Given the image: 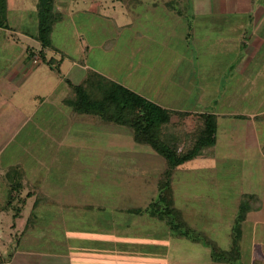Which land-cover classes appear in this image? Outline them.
<instances>
[{
    "label": "rangeland",
    "instance_id": "obj_1",
    "mask_svg": "<svg viewBox=\"0 0 264 264\" xmlns=\"http://www.w3.org/2000/svg\"><path fill=\"white\" fill-rule=\"evenodd\" d=\"M143 1L145 5L144 9H142V6L131 9L133 13L136 12L139 16L131 20L133 21V26L131 31H128L126 28L122 27L129 21L132 15L126 11V6L123 4L122 0H93L92 2H95L93 10L90 9L91 0H55L54 12L60 14L61 21L57 22L52 28L50 41L58 52H48L50 54L49 57H53L56 61L62 59L63 63L59 68V70H61V75L65 74L66 79L70 77L71 82L77 84L78 75L74 76L69 72L72 62L92 61L94 58L100 59L101 57L107 59L105 52L103 53L104 46L114 49V52H111L110 55L114 54L113 57L115 58L113 62V72L115 76L120 78V75H123V73L125 75L126 71L124 69L132 63V69L136 70V72L130 74L128 70L130 75L128 73L125 75V77H128L127 80L133 78L138 79L139 75L142 76L144 74L143 71L147 69L146 67L151 66L150 64L153 62V58L150 59L152 54H162L164 57H160L159 60L162 58L165 67L162 66L159 67V69L166 70L164 72L165 75L155 69L156 71L153 72L148 79L145 78L146 87L148 89H150V87L160 88L159 83L162 81L166 82V87L163 88L166 99L163 102L168 105L176 103L177 96L180 98L177 102L186 106L187 100L185 99V92L182 89L187 86V83L182 76H179L182 70L179 71L181 68L179 69V67H177V63L181 60L180 55L183 54L182 51L184 50L183 41L178 36L184 33L186 27H182L183 23L178 20V28H176V30L172 29V26L170 25L169 27L168 22L165 20L169 12L164 9V6L162 7V3L158 4L155 13H151L146 7L153 0ZM37 2L38 0H8L7 22L9 27L16 31L19 41L6 43V33L0 30V87L3 86L2 83L7 87L9 84H7L6 81L11 83L16 79L17 75L22 72L21 68H19L16 75H12L11 79L6 80L8 79L7 76L11 75L13 71L17 69L19 60L25 52V48L29 45L37 48L34 41H31L23 35V33H37ZM201 6L203 7V5ZM262 6L264 7V1L262 2ZM185 8L187 7L181 0H179V3L173 5L174 12L178 13V11H181L182 14H185L184 18H182L183 20L188 19L190 12V9L185 10ZM171 15L176 18L174 14ZM162 26L164 28H162ZM142 30H144V32ZM135 32H139L142 37H135L133 35ZM175 33L176 36L174 37L178 39L171 37ZM155 39L164 45L167 44L168 47H166V49H164V46L163 49L158 47ZM86 50H88V52H86ZM135 50L138 51L136 56L130 58V55H132V53L134 54ZM174 51L176 55L170 56L169 53H174ZM139 55L144 59L142 63L140 62V65L138 61L140 59H137ZM260 55L263 54L260 53ZM206 60L207 57L204 58V61ZM215 60L216 57H212L207 62H214ZM259 62L260 59L254 60L251 67H247L244 70L242 78L237 76L236 80L238 81L235 83L232 82L228 74L225 75L227 76L225 78L218 73L224 71L221 67H213V65L210 64L204 66V64L203 71L202 69L199 71V73L202 72L200 74L196 72V68L192 69L193 72H196V76L193 77L196 81L190 80V85H192V87H195L193 83L196 84V82H200L202 78L205 80L199 84L202 87V91H198L196 88L197 90L194 91L192 96L199 97L204 93L206 98L214 99L213 96H217V92L220 98L223 95H227L226 91H224V84L217 86L215 83L206 82L207 79L211 80L219 77L220 80H223V78H225L229 81L228 98L234 103L236 109L247 111L250 107H254L256 103L258 104L260 98L264 96V78L261 76L262 72H264V68L258 67L261 66ZM257 63L259 64L257 65ZM32 67V63L30 62L26 65L27 70L18 76L21 78V82H23L19 87V91L14 94L9 91H0V245L1 243L4 245L2 247L6 248L8 241L13 240L15 235L23 228H18L19 222L14 220V215L16 213L14 210L18 208L20 201L18 200L17 203L13 202L9 209L5 207L9 199L8 189L1 175L7 171L10 166L26 162L27 170H25L28 172L31 182L35 187L40 188L39 192L46 194L50 198L49 200L45 198L48 203L40 206V209L44 210V212L39 213L38 216L35 215V217L40 220L38 224L42 227L46 224L49 225L54 232L53 235L65 236L71 245L79 249V251L83 248V257L88 255L93 249L96 251L100 250L101 253V249L105 250L108 248L112 249L113 252L117 251L116 256L123 257L128 255L131 260L135 259L136 262L141 264H175L174 260L180 259L181 261L178 264H203V262L208 264L206 259L203 260L202 253L208 252L210 255L211 247H213L216 252H227L231 245L230 239L233 235L232 231L235 226L237 214L234 203L239 197L238 192L245 190L244 179L247 180L250 178V176H246L244 172H242V168H244L243 161L241 160L244 154V149L242 148L244 132L239 131L237 124H234L235 126L232 127L234 131L227 129L224 132L222 129H225V125L223 122L219 124L218 131L221 129L222 132H218L216 145L212 149L215 159L212 165L208 164L209 166L207 165L205 169L198 171L188 173L179 172V188L183 189L188 187L198 192L201 191L199 194L204 198L202 201L206 204H210L209 206L194 205L196 211L199 210L200 207L205 208V210H202V214L208 212L210 216L209 221L205 219H199L200 222L191 220L190 222L194 224L195 227L198 226V228L191 229L188 222H186L185 217L187 215L185 212L181 214L174 213L169 216L172 217L171 219L162 215L163 219L161 220H163V222L168 224V219H170L169 221L174 225H178V227L175 228L172 227V225H167L169 228L165 226L159 228V230L157 228L158 224L155 223L154 228L145 229L151 232H143L144 235H142L141 231L139 232L138 219L142 221L145 217L147 220L143 212L140 215L133 214L130 215V217H122V220L120 219L121 221L135 226V229L134 231L133 229H124L121 231L122 229L116 230L114 227L115 233L112 232L115 238L113 239L111 228L107 227L109 219H112V216L110 218L109 216L113 214V216L117 218L123 214L110 212V210L107 209L99 210L101 206L97 208V205L105 203L106 201L111 202V199L114 197L116 199L119 198L121 191L117 189L107 190V192L105 190H99L98 194L102 195L101 192H106V194L103 196L98 195V197L94 195L95 192L91 189V182L88 180H80L74 177L62 179V176L59 175V165L49 164L48 159L42 164H39L41 161L37 158L41 157L40 154L42 152V154L48 155L46 152L48 151L49 155L58 156V143L62 142L64 139L60 137V132L62 131L63 125L64 127L67 125V122L65 123L64 121L61 124V119L63 117L57 109L60 111H64V109L65 111L66 109L68 110V107L62 103V99L70 92V87L67 86L68 84L66 85L64 80H61L54 71H50L45 64L39 63L38 66L35 65V68ZM119 67L122 70V74L116 73ZM189 70L190 68H187V71ZM184 71L181 75L184 74ZM168 75H170V77H168ZM145 76H147V74ZM246 82L248 83L246 84ZM36 96L38 97L36 98ZM2 98L7 100H3ZM14 106L19 109L15 110ZM46 113L48 115L47 119L44 122L42 121V123L41 119H43ZM27 117H33L36 124L33 125L31 122L29 123L28 120H26ZM177 124L178 123L175 124L177 129L179 131L183 130L184 134L188 135V133L196 129L198 121L181 122ZM19 126L24 127V129L21 133L16 134V130ZM35 127L40 128V130H36ZM68 129H70L69 133L71 136L68 137L65 142H68L69 139L74 136L77 137L76 147L80 151H87L90 144L98 148V145H101L102 142L98 137L104 138L110 135L116 138L115 141L117 138H127V135L130 138L132 137L130 130L127 128L113 125L106 127L98 125L91 126L89 123L75 122L73 126H70ZM258 133L260 135V141L264 146V126H260ZM117 142L118 141H116V143ZM135 147L138 148L137 146ZM143 149L142 152H139V149H134V147H132L131 151L137 152V157L132 158L130 164L122 165V167L131 165L132 175H134L135 172L139 173L144 170V163H136L138 160L137 158H141L140 154L145 150L149 155L153 153L164 162L160 156L156 155L149 148L146 149L145 147ZM55 151L56 153L53 154ZM258 164L261 167L260 173L258 174L259 176L257 178L256 175H252L250 178L252 182L248 185L253 190L257 188V184L255 185L257 179L259 184L263 182L264 185V161L260 159ZM254 165L255 164H252V166ZM164 166L162 178L167 168L165 164ZM137 168L140 171H136L135 169ZM70 170L74 173L79 170V167L77 166ZM122 171L126 172V170L123 169ZM153 171H157L156 174L159 172L158 170ZM82 172L86 175L88 174L87 171ZM135 184L140 183L136 181ZM143 184L144 182L141 183L140 186L142 194L149 191L148 186L144 187L142 186ZM140 187L137 189L138 193L140 192ZM25 190L22 191L21 196L26 192ZM258 190L260 194L258 193L259 195L252 196V202L260 199L262 205L260 209L250 214V217L247 219L248 222L240 223V227L242 230L244 228L247 230L246 234L248 237L244 238L246 239V245L248 247L250 245L248 242L252 240L249 234L250 220H252L253 223L257 222V226H253L254 230L257 232L255 239H253L256 241L258 238V247H256V250H254L255 248L253 247L252 254L257 259L254 260V262L259 261L261 264H264V244L261 243L262 240L264 241V190L261 188ZM88 193L89 195H87ZM88 199L92 200L96 206H91L90 209L80 210L79 208L84 205ZM32 201L33 200L29 201L27 205H31ZM78 205H80L79 208ZM58 206L64 207L59 209ZM163 206V204L160 205V207ZM6 209L8 211H6ZM22 210L24 211L18 220L24 223L30 219L28 227H25L22 231L27 229L29 234L27 236L34 238L37 236L38 232H41V230L36 231L37 233L35 232L37 222L33 219L34 213H31L26 206ZM202 211L200 209V212ZM147 213L150 214V211L147 210L146 215H148ZM95 220L97 222H95ZM91 222H95V225H92ZM62 225L64 227H61ZM32 227H34V229ZM42 227H40L42 233L43 231H50V228L45 230ZM59 228L66 231H60ZM71 228H74L76 231L73 235V229ZM160 231L165 232L164 235L158 236L160 233L157 232ZM63 232H65L66 235H64ZM42 233L39 235H42ZM174 236L181 237L182 239L173 238ZM110 241H113L114 244L110 243ZM206 242H210V244L208 245ZM239 246H244L242 240L239 241ZM203 247H206L207 250L203 249ZM75 253L79 255L81 252L79 254L77 252ZM239 262L241 264H246L247 261ZM81 264L90 263L82 262Z\"/></svg>",
    "mask_w": 264,
    "mask_h": 264
},
{
    "label": "crops",
    "instance_id": "obj_2",
    "mask_svg": "<svg viewBox=\"0 0 264 264\" xmlns=\"http://www.w3.org/2000/svg\"><path fill=\"white\" fill-rule=\"evenodd\" d=\"M92 1L93 0H91V4H90L91 10L94 9L93 6L95 4V2H92ZM122 1H123V4L126 6V11L132 15V16L130 15L131 18L122 28H126L128 31L129 30L131 31L132 26H133V23H132L133 21L131 20L132 19L134 20L138 18L139 16L138 13L136 12L133 13L131 9H135L138 6H142V9H144L145 7L144 1L139 0L136 4L133 3L135 4V7L132 6V0H122ZM170 1L171 0H165V1L164 0H153L151 3H149L146 9H149L151 13H155V9L158 7V4L162 3V7L164 6V9H166L169 12V14L166 15L168 19L165 17L166 18L165 20L168 22L169 27L171 25L172 29L176 30V28H178L179 22L183 23L182 27L183 26L186 27L184 33L178 36L183 41L182 44L184 47L183 48L184 52L182 51L183 54L180 55L181 60L179 63H177L178 64L177 67H179V69L181 68L179 71L182 70L179 76H182V78L185 79L187 83V86L185 88L183 89L181 88L185 92V99L187 100L186 106H183L182 103L177 102L180 99L177 96H176V103H172L171 105H168L163 102L166 99L164 96L163 88L166 87L167 83L163 82L162 80H160L162 82L159 83L160 88L150 87V89H148L146 87L145 78L148 79V77H150L152 73L155 72L156 70H159L161 73H163V75H165L164 72L166 70L159 69V67L164 66V63L162 62V58L159 60L160 57H164V55L162 54L161 55L152 54L150 58V59L153 58V62L150 64L151 66L146 67L147 69L143 71L144 74L142 76L139 75L138 79L133 78L130 80H127L128 77H125V75L127 73L129 74V71H130V74H133L134 72H136V70L132 69L133 68L132 63H130L128 67L124 69L126 71L125 75L123 73V75H120V78L118 76H115V73L113 72V68H114L113 62L115 61L114 60L115 58L113 57L114 54L110 55L111 52H114V49L106 48L105 46L103 47L104 48L103 53L105 52L107 59L104 57H101L100 59L94 58L92 61H89L87 59L89 62L88 61L72 62V64L70 65L71 69H69V72L70 74H73L74 76L78 75L77 84L71 82L70 77L66 79L65 74L61 75V70H59L60 72L57 73L45 63L43 64H45L50 69V71H54L61 78V80H64L66 85L68 84V82L73 85H78L83 81V79L86 77V75L89 72L98 73L104 76L105 78L110 79L124 86L125 88L138 94L142 98L161 107L162 109L183 114L184 116L182 120L180 121L182 123L191 122V121L194 122L198 120L199 115H203V114L214 115L216 117V135H215L214 146L216 145V142L218 139V132H222V131L224 132L227 129H230V131H234L232 127L235 126L234 124H237L239 131L244 132L243 133V145H242V148L244 149L243 150L244 154L241 160L243 161L245 170L244 168H242V172H244V175L250 176V178L252 175L254 176L256 175V177L258 178L259 176L258 174L260 173V168H261L258 164V161L260 159L264 161V155H263L264 146H263V143L260 141V135L258 133L260 126H264V96L260 98V101L258 102V104L256 103L254 107H250L247 111L246 110L240 111L236 109L234 107V103L231 102L230 99L228 98L229 81L225 79L227 77L225 75L228 74L230 76V79H232V82L235 83L238 81L236 80L237 76L242 78V75H243L242 73L244 72V70L247 67L248 68L251 67V64L253 63L254 60H259V59H260L259 63H261V66H258V67L264 68V7L262 6V2L264 0H181L187 7L185 8V10L190 9L187 20L182 19L184 18L185 14H182L181 11H178V13L174 12L173 5L172 7L168 6V3ZM177 1L178 2H175V4L179 3V0ZM201 5H203V7ZM171 14H174L176 18H174L173 15ZM173 19H176V20H173ZM178 20L179 22H177ZM162 28L164 27L162 26ZM11 29L12 28L8 30L0 29L1 31L6 33L5 34L6 43L7 42L12 43L11 41H19V38L16 35V31L13 29L11 30ZM142 31L144 32V30ZM23 35L29 38L31 41H34L35 44L37 45V48L31 45L25 48V52L24 54H22L19 60V65L17 69L13 71L11 75L7 76L8 79L6 80L11 79L12 75H16L19 68H21L22 72L19 73L16 79L12 81L11 83L6 81V83L9 84L7 87H5L4 83H2L3 86L0 87V91L2 92L9 91L10 93L14 94L17 91H19V87L22 85L23 82H21V78H19L18 76L27 70L26 65L31 62L33 66L32 68H35V65L38 66L39 63H42L37 55L33 56L32 59H28L27 57V53L29 50L34 51L36 53L40 49L38 42L34 38L35 34L23 33ZM133 35L137 38L142 37L139 34V32H135V34ZM174 36H176V33L173 34L171 37L173 38ZM174 38L178 39L177 37H174ZM155 42H157V46L162 49H163V46H164V49L168 47L167 44L164 45L163 43L158 42V40L156 39H155ZM51 51H53L54 53H57L58 50L57 49L48 50L46 52L47 58H51L49 57L50 54L48 53ZM86 52H88V50H86ZM137 52L138 51L135 50L134 54L132 53V55H130V58L136 56ZM175 53L176 52L174 51V53H169V54L170 56L172 55L174 56L176 55ZM260 53H262L263 55H260ZM206 57H207V60L204 61V58ZM212 57L213 58L216 57V60L214 62L212 61L207 62ZM137 59H140L138 60L139 65H140V62L142 63V60H144L141 55L137 56ZM62 63H63V60L60 62L59 68L61 67ZM259 63H257V65ZM207 64L213 65V67L214 66L221 67L224 70L222 73L218 72L221 76L225 77L223 78V80H220V78L218 77V78H213L211 80L207 79L206 82L215 83L217 86H220V84H224L225 85L224 91H226L227 95H223L220 98L216 90L217 96L214 95L213 96L214 99H210L208 97L206 98L204 93L202 96H199V97L192 96L194 91H196L197 89L198 91H202V87L199 84L205 80L202 78L200 82H196V84L193 83L195 87H192V85H190V80L191 79L195 80L193 77L196 76V72L199 73L201 69L203 71L204 66H206ZM187 68L188 69L190 68V70L187 71ZM195 68L198 71L196 70V72L195 71L193 72L192 69H195ZM183 71H184V74L181 75ZM116 73L122 74V70L120 67H119V70L116 71ZM146 74L147 76H145ZM261 76L264 78V72H262ZM168 77H170V75H168ZM241 82H242V79H241ZM247 83L248 82H246V84ZM219 90H220V87H219ZM238 94H241V93H238ZM67 95H65L62 99L63 104H64L63 101ZM37 97L38 96H36V98ZM2 99L4 100L5 98H2ZM209 104H211L212 106ZM14 108L15 110L19 109L16 106H14ZM57 110L58 112L62 114L61 116L63 117L61 119V124L64 121L65 123L67 122V125L65 127L63 125L62 131L60 132V137L64 139L62 140V142L58 143V150H59L58 156L55 157L52 154L49 155L48 151H46L48 155L42 154L43 153L42 152L40 154L41 157L37 158L38 160L41 161L39 162V164H42L46 159H48L49 164L59 165L58 166V168L60 169L59 175L62 176V179L66 177H74L80 180L81 179L88 180L89 182H91L90 186H91V189L95 192L94 193L95 196H98V195L103 196L106 194L107 190H112V189H117L121 191L119 198L116 199L114 197L113 199H111V202L106 201L105 203L97 205V208L101 206V209L99 210L107 209V210H110V212H118L120 214H123L121 216H118L117 218L114 217L113 214L109 216V218L112 216V219H109L107 227L111 228V234H112L113 239L115 238L113 234V232L115 233V228L116 230L122 229L121 231H123L124 229H133L134 231L135 229V226L131 224H126L125 222L121 221L122 217L123 218L125 216L130 217V215H133V214L140 215L143 212L145 216L147 217V220L145 219V217H144V220L142 221L138 219L139 227L137 226L139 228V232L141 231L142 235H144L143 232L145 233L151 232L145 229L154 228L155 223L158 224V227H157L158 229L165 227V226L169 228L166 222H163V220L157 219L156 217L155 219L151 214H148V213H147L148 215H146V211L149 210V205L157 200V197L160 191L159 190L160 182L162 181V179H164V177L162 178V171L165 168L164 166L165 161L163 162L160 158H157L153 153L149 155V153L145 150L143 153L140 154L141 158L139 157L137 158L138 160L136 163V164L144 163L145 165L144 170L140 171L137 168L135 170L140 171V172L139 173L135 172L134 175H132L131 165L128 167L127 166L122 167V165L124 164H130L132 161V158L137 157L138 153L134 152L133 150L131 151L132 147H134V149H139L140 150L139 152H142L144 150L143 148L146 147V149H148L149 147L136 144L133 138L132 137L130 138L128 135H127V138H124V137H121V139L117 138L116 140L118 141L117 143L115 141L116 138L114 136L108 135L104 138L98 137L99 140L102 141L101 145L100 144L98 145V148L90 144L89 149L87 151H83V150L80 151L76 147L77 137L74 136L73 138H70L68 142H65V140L71 136L69 133L70 129H68L70 126H73L75 122L85 123V124L89 123L91 126L98 125V126L106 127L109 125H104V124L97 123L94 121L84 120L81 117L73 116L69 108L68 110L66 109V111L65 109L64 111H60L59 109ZM47 116H48L47 113L44 115V117L42 116L43 119H41V122L42 121L44 122L47 119ZM174 118L172 122H178L179 119L177 117H174ZM26 120H28L29 123L31 122L33 125L36 124V121L34 120L33 117L32 118L27 117ZM222 122L225 125V129H222V131L220 129L218 131L219 124ZM23 129L24 127L19 126V128L16 130V134L21 133ZM35 129L40 130V128H37V127H35ZM135 146H137L138 148H136ZM212 149L210 150L209 155L200 156V157L195 158L194 160L186 162L185 164L178 166L170 174V179H169L170 184H169L168 190L166 191L167 192L166 197H167V201L170 204L169 205L170 209H172V211L175 213L181 214L182 212H185L187 215L185 217L186 222H188L189 227H191V229L198 228V226L195 227L194 224L190 222L191 220L198 221V222H200L199 219H205L206 221L210 220V216L208 212L202 214L203 213L202 210H205L204 207H200L202 211L200 212V209L197 211L195 210L194 205L209 206L210 204L208 203V201H207L208 204L202 201L204 200V198L201 197V195L199 194V192L201 191L198 192L188 187L183 188V189L179 188L178 186L179 185V180H178L179 172L188 173L192 171H198V170L205 169V167L208 164L212 165L215 160ZM55 153L56 151L53 152V154ZM252 164H255V165L252 166ZM16 165L19 166L20 169H22L26 183L29 186L33 187L34 190L36 191V194L34 196L26 200L25 206L29 209L31 213H34L33 219H35L36 220L35 222H37V225L35 226V232L39 230H41V232H38V233L36 232L37 236H35L34 238H32L31 236H27L29 235L27 229L25 231H22V230H24L25 227H28L30 219H28L24 223H21V220L20 221L18 220V218H20L21 216H19L18 218H14L15 221L19 222V224L17 223L18 228H23V229L15 235L13 240L8 241V245L6 248L2 247L4 245L3 243H1L0 259L3 261H6L5 264H81L82 262H89L90 264H95V263H98V264H135L136 262L135 259L131 260V258L128 255H127L128 257L127 256H123V257L116 256L117 251L113 252L112 249H108V248H106L105 250L101 249V253H100V250L96 251L95 249H93L92 251L88 253V255L83 257V248H81V251H79V249L71 245V243L68 241V239L65 236L61 237V236L53 235L54 232L52 231L51 227H49V225L46 224L43 227L40 226L38 224L40 220H38L37 217H35V215L38 216L39 213L44 212V210L40 209V206L43 204L46 205L48 203V201L45 200V198H47L48 200L50 198L46 194L39 192L40 188L35 187L33 185V183L31 182V178L28 176L29 174L26 171L27 170L26 162L17 163ZM13 166L15 165H12L10 167H13ZM77 166L79 167V170L72 173L70 169H74ZM249 167H252V168H249ZM122 169L126 170V172L122 171ZM153 170H158L159 172L156 174L157 171H153ZM82 171H87L88 174L86 175ZM250 178H248L247 180L244 179V183H245L244 189L245 190L244 191L241 190L240 192H238L239 197L235 200V203H234L236 207L235 209L237 212H238V208L241 205L244 197L248 195L250 196L259 195L260 194L258 190L259 188L264 190L263 182L259 184L257 178H256L257 181L255 183V185L257 184V188H255L254 190L250 188L248 186L251 184L250 182H252ZM136 181L140 184H135ZM143 182L144 184L142 186L144 187L148 186V190H149L148 192L144 194H142V190L140 187L141 183ZM139 187H140L139 189L140 192L138 193L137 189ZM99 190L101 191L105 190L106 192H101L102 195H100L98 194ZM27 192L28 190H26L23 196ZM87 195H89V193ZM31 200H33L31 205H27V203H29V201ZM70 203H74V202H70ZM250 205H251V210L247 214L244 223L248 222L247 219L250 217V214L260 209L262 204L259 199L257 201L251 202ZM79 206L80 205H78V208ZM91 206H96V205L94 204L92 200L88 199L84 203V205H82L79 209L80 210L90 209ZM61 207H64V206H58L59 209ZM23 211L24 210H22V212ZM95 222L97 221L95 220ZM95 222H91V224L95 225ZM254 225L257 226V222L253 223V221L250 220L249 234L251 235L250 238H252V240L248 242V244H250L248 247L246 245V239L244 238V237H248L246 234L247 230L246 228H244L243 230L241 229L242 233H241L240 241L241 240L243 241L244 246H239L240 248L239 259L240 261H247L246 264H253L254 260H257L252 254L253 247L255 248L254 250H256V247H258V238L256 241L254 240L255 235H257V232L256 230H254V227H253ZM40 227L44 228L45 230L50 228V231H45V232L43 231L42 233V229ZM61 227H64V226L62 225ZM32 228L34 229V227ZM59 229L60 231H66L62 228H59ZM71 229H73L72 235L75 234L76 233L75 229L74 228H71ZM40 233H42V235H39ZM63 233L64 235H66L65 232ZM157 233H160L158 236H162L164 235L165 232L160 231ZM173 238L182 239L181 237H175V236ZM110 243L114 244L113 241H110ZM193 243H196V242H193ZM230 243L232 245V238L230 239ZM261 243L264 244V241L262 240ZM206 244H210V242H206ZM203 249L207 250L206 247H203ZM75 252H77L78 254L80 252L81 253L77 255ZM207 253L208 252L202 253L203 260L206 259L208 264L210 263L214 264L211 260V252H210V255L209 253L208 254ZM174 261H175L174 262L175 264H178L181 261V259L174 260ZM136 264H141V263L136 262ZM151 264H156V263H151ZM203 264H206V263L203 262Z\"/></svg>",
    "mask_w": 264,
    "mask_h": 264
},
{
    "label": "trees",
    "instance_id": "obj_3",
    "mask_svg": "<svg viewBox=\"0 0 264 264\" xmlns=\"http://www.w3.org/2000/svg\"><path fill=\"white\" fill-rule=\"evenodd\" d=\"M138 1L132 0V6L135 7ZM175 2L178 1L171 0L168 6L172 7ZM54 4L55 0H38L36 5L38 26L34 38L38 42L40 49L36 53L29 50L27 57L32 59L33 56L37 55L42 63L59 73V65L62 59L56 61L53 57H46L48 50H55L50 41V35L54 25L61 21L60 14L54 12ZM7 13L8 0H0V29H10L7 22ZM68 86L70 87V92L63 102L70 109L73 116L104 125L127 128L130 130L136 144L149 147L164 159L167 167L163 176L164 179L160 182L157 200L149 205V211L153 217L158 219H163L162 215L169 217L174 214L175 212L170 209V204L166 197V191L170 184V174L178 166L197 157L210 154V150L215 144L216 117L209 114L199 115L196 129L186 135L183 130L179 131L175 125L176 123H181L183 114L162 109L98 73L89 72L80 84L73 85L68 82ZM174 117L179 119L178 122H172ZM2 178L8 189L9 198L5 207L9 209L13 202L17 203L18 200L20 201L18 208L14 210L16 212L14 218H18L26 200L34 196L36 191L26 183L23 171L17 165L5 171L2 174ZM25 189L28 192L21 196L22 191ZM251 202L252 196H246L238 208L235 226L232 231V245L227 252H216L211 247V259L213 262L241 264L239 262V241L242 233L240 223L245 221L247 214L250 212ZM161 204L164 206L160 207ZM169 218L171 219L172 217ZM170 219H168V224H166L175 228L178 227V225L171 223ZM5 263L6 261L0 259V264ZM253 264L261 263L255 261Z\"/></svg>",
    "mask_w": 264,
    "mask_h": 264
},
{
    "label": "built area",
    "instance_id": "obj_4",
    "mask_svg": "<svg viewBox=\"0 0 264 264\" xmlns=\"http://www.w3.org/2000/svg\"><path fill=\"white\" fill-rule=\"evenodd\" d=\"M36 61V60H35Z\"/></svg>",
    "mask_w": 264,
    "mask_h": 264
}]
</instances>
